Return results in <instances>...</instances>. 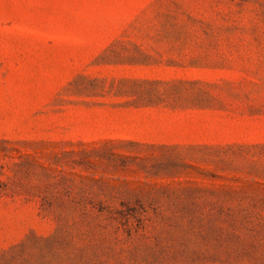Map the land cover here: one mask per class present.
I'll return each mask as SVG.
<instances>
[{
	"label": "rangeland",
	"instance_id": "rangeland-1",
	"mask_svg": "<svg viewBox=\"0 0 264 264\" xmlns=\"http://www.w3.org/2000/svg\"><path fill=\"white\" fill-rule=\"evenodd\" d=\"M0 264H264V0H0Z\"/></svg>",
	"mask_w": 264,
	"mask_h": 264
}]
</instances>
